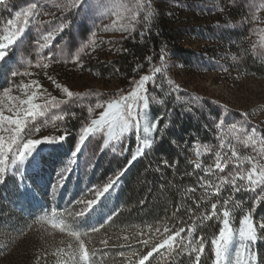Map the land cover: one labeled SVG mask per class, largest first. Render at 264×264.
<instances>
[{"label":"rangeland","instance_id":"obj_1","mask_svg":"<svg viewBox=\"0 0 264 264\" xmlns=\"http://www.w3.org/2000/svg\"><path fill=\"white\" fill-rule=\"evenodd\" d=\"M128 1L132 6L128 14L120 6L122 0H84L79 8L70 10L63 7L68 0H6L0 5V34L10 19L16 20L17 11L30 3L38 5L37 15L29 18L30 23L24 26L23 17L16 22L25 30L0 61V105L6 109L13 97L18 102L33 92L36 104L44 105L55 98L58 106L48 109L43 116L29 118L26 131L39 129L32 132L33 140L67 132L62 143L38 145L24 164L13 166L9 162L0 177V264H20L19 257L34 245L41 246L40 264L67 261L69 244L75 247V241L67 231L52 228L49 219L52 210L62 214L66 224L79 230L82 239L90 240L91 228L107 222L118 207L119 191L129 168L114 163H123L126 159L132 163L142 158L160 146L166 134L172 137L170 146L179 154L191 153L192 165L199 175L196 186L182 190V198L192 203L194 199L210 203L207 210L197 215L189 213L190 223L181 233L185 243L190 235L193 240L203 237L205 249L209 246L213 254L211 240L216 234L203 233L202 229L216 217L205 219L204 214L211 213L213 203L221 211L226 198L238 205L233 207L231 202L227 205L234 230L239 229L241 217L249 210L256 224L264 221V198L254 201L255 193L243 188L233 192L227 183L217 195L215 188L205 185V182L215 185L219 178H230V173L237 171L231 162L222 172L216 170L217 152L228 160L235 150L241 157H251L264 164L261 152L264 143L260 142L264 136V0H143L145 10L136 8L139 0ZM165 2L176 9L172 15H175L173 27L183 32L172 43L164 45L162 56L154 65L162 69L160 73H155L154 68L148 70L121 91V76L112 70L98 72L93 69V63L108 66L122 51L124 43L142 42L148 36L157 8ZM148 10L152 15L145 19ZM137 11L139 14L132 19ZM61 22L67 24L65 29L56 32L55 38L41 48L45 43L42 36ZM122 26H128L129 30H122ZM85 44L89 47L80 51ZM13 72L19 74L13 75ZM145 75L154 77V82L145 85L149 126L153 119L158 121L154 131L141 133L152 140L151 147L133 159L139 143L135 132L125 135L121 142H110L107 147H104L105 135L98 133L87 138L80 153L73 157L81 128L104 110L95 105L127 96ZM64 88L73 93L71 98ZM6 89L10 90L7 96ZM65 113L63 120H54L55 116ZM5 115L12 114L5 111ZM74 121L78 129L70 133L68 123ZM232 124L242 125L248 131L233 130ZM251 129L257 130L255 139L245 146L241 141L251 135ZM196 164L201 167L196 168ZM209 166L213 171L206 173ZM242 167L246 170L250 165L244 162ZM121 169L125 171L119 175ZM117 175L119 180L109 194L84 216L76 215L85 207L84 201L94 198L95 188ZM257 237L255 243L248 245L245 241L244 244L254 254L255 264H264L260 255L264 230H258ZM205 249L199 264H214V256H207ZM94 252L92 264H126V258L132 253L104 249L100 254ZM158 253L159 264H166L168 260L170 264H194L197 255L190 248L180 251L179 247L171 251L160 249Z\"/></svg>","mask_w":264,"mask_h":264},{"label":"snow or ice","instance_id":"obj_2","mask_svg":"<svg viewBox=\"0 0 264 264\" xmlns=\"http://www.w3.org/2000/svg\"><path fill=\"white\" fill-rule=\"evenodd\" d=\"M6 3V0H0V5ZM84 3V0H68V3L63 7L65 10H70L72 8H79L80 5ZM38 8L36 3H30L22 9V11H17L15 13L16 20H9L7 22L8 27H5L3 34H0V61H3L7 56V49L14 45L20 38L21 34L24 32L25 27L30 23L29 18H34L37 15L35 11ZM138 10H145V3L143 0H139L136 5ZM139 12H134L132 19H135ZM152 13L150 10L147 11V16L145 19L151 17ZM23 17L24 26L18 25L16 22L21 20ZM66 23L61 22L55 29L48 31L42 36L44 44L40 47H45L49 41L55 38L56 32H62ZM122 30L128 31V26H122ZM94 35V34H93ZM143 35V33H141ZM89 47L85 44L80 51L84 48ZM76 60L79 56L75 57ZM47 65H45L46 67ZM155 73H160L162 69L156 67L153 70ZM13 75L19 73L13 72ZM27 74V73H26ZM154 82V77L145 75L135 83L133 90L127 96H121L117 99L109 100L103 104L97 103L95 107L103 108L104 110L99 114L98 118L91 119L90 123L86 124L81 128L79 142L73 150L72 156L75 157L80 153L81 146L85 143L86 139L90 136H95L98 133L105 135L104 147H107L110 142H121L125 135L135 132L138 138L137 153L133 156L142 154L145 148L151 147L152 140L148 139L146 135L150 131H154L158 126V121L153 119L151 121V126H149V98L146 94L145 85L148 82ZM37 83L38 82H34ZM55 83V81H53ZM171 83V82H169ZM59 87V85H57ZM10 90H5V96L8 95ZM63 91L68 97H72L71 93L67 88ZM36 98V93L33 92L25 100H19L17 98H12V103L5 109L0 105V177L7 170L9 162L16 166L17 164H24L25 161L33 154L38 145L41 144H59L66 140L67 132L62 135L55 137H45L42 140H33L30 138L33 131H39L38 128H29L26 131L29 118L34 119L36 116H43L46 111L50 108L57 107L58 104L55 98L47 101L44 105L34 103ZM22 105H27V107H21ZM5 111L11 113L12 115H5ZM92 108H89V113L91 114ZM65 114L58 115L54 117V120H63ZM141 121H143V127H141ZM231 128L233 130L244 129L243 126H238L232 124ZM251 135H247L246 139L241 142L247 146L249 142L254 141L256 129H251ZM2 133H7L4 135ZM25 137H28L25 139ZM260 142L264 143V136L260 137ZM115 150V149H113ZM208 149H206L207 151ZM261 152L264 153V147L261 148ZM200 153L197 152V155ZM74 163L75 161H71ZM231 162L233 167L237 169L230 173L229 177L219 178L218 183L213 185L211 182H205L207 187L215 188V194H219L222 185L231 184L233 192H238L243 188L244 190L251 191L255 193L254 201L264 198V164H261L259 160H255L251 157H241L239 153L235 150L231 152V158L225 160L220 152L216 153L215 169L218 171H223L227 164ZM247 162L250 167L248 169H243L242 165ZM167 164V161H164ZM196 168H200V164L195 165ZM68 171V169H65ZM125 169L119 170V175H122ZM213 167L209 166L206 169V173H211ZM119 175L115 179L109 178L108 182L102 187H97L94 190V198L84 201L85 207L81 209L78 216H84L89 212L94 205L98 204L102 197L110 193V190L114 189L117 181L119 180ZM60 179H63V173L60 174ZM242 181L244 183L238 184L237 181ZM260 191L257 192L256 190ZM233 204V207L238 206L235 202L231 201V198H226L223 201L222 210H217V203L211 205V213H205V219H211L212 217L219 216L222 220V226L220 227L218 233L212 238L211 245L213 248L214 264H255V256L249 250V247L244 244L245 241L248 245L255 243L257 240L258 230H264V221L256 224L253 218L252 211L249 210L240 219V227L238 230H234L231 225V210L227 207L229 203ZM51 220L52 228H59L61 232L67 231V234L72 237L75 241V247L69 244L70 251L67 253L68 260L63 262V264H69V261L74 262V264H92V257L95 255L94 250H91L87 246V241L82 239V234L79 230L73 229L71 225L65 223L62 218V214L57 213L56 210H52V215L49 217ZM91 231H98V228L93 227ZM157 231H159L157 229ZM167 231V229H165ZM185 231L184 229L178 230L175 233L169 234L166 238L161 239L160 243L153 245L151 250L146 254L139 255L135 252L132 253L134 259H129L128 264H145L146 261L152 257L154 252H158L160 249H165L166 251H171L179 247L180 251L184 248H190L191 252L197 253L194 258V264H199L200 254L204 252V238L196 237L195 240L189 236L187 243L181 233ZM191 234V229L188 230ZM86 235V233H84ZM127 239V237L125 238ZM102 243H107L103 241ZM147 245L148 241L142 242ZM241 248L244 251H241ZM63 252V249L60 250ZM179 254V253H177Z\"/></svg>","mask_w":264,"mask_h":264},{"label":"trees","instance_id":"obj_3","mask_svg":"<svg viewBox=\"0 0 264 264\" xmlns=\"http://www.w3.org/2000/svg\"><path fill=\"white\" fill-rule=\"evenodd\" d=\"M120 6L127 14L132 9L128 0H122ZM157 9L148 36L142 42L124 43L122 51L118 52L113 63L108 66L93 63V69L98 72L112 70L121 76V91L129 87L131 80L153 69L162 56L164 45L172 43L176 36L183 32L180 28L173 27L175 15H172L176 10L173 5L165 2ZM127 45L129 47L126 50ZM68 129L70 133H75L78 129L77 122H69ZM171 139L169 134L164 135L160 146L151 149L132 163L129 159L123 163H114L123 164L129 171L124 175L115 214L107 222L98 225V231H92L90 240L86 239L89 249L99 251V254L103 249L135 252L137 256L146 254L153 245L159 244L161 239L169 234L181 229L186 230L190 223L189 213L197 215L210 207V203L197 199L192 203L182 198V190L188 186H196L199 175L192 165L191 153L179 154L170 146ZM164 161H167V164ZM221 226L222 220L217 216L202 231L210 235L217 234ZM145 240L148 241L147 245L142 243ZM103 241L107 243H102ZM39 249L41 246L39 248L34 245L28 253L19 257L20 264H40L42 256ZM205 251L207 256H214L209 246ZM132 253L129 254L131 257L126 258V264L129 259L135 258ZM260 255L264 262V246L260 247ZM158 258L159 253L154 252L145 263L159 264ZM170 263V260L166 262Z\"/></svg>","mask_w":264,"mask_h":264}]
</instances>
